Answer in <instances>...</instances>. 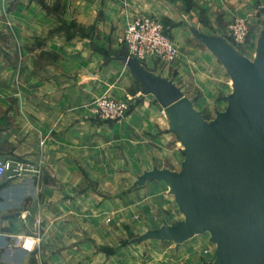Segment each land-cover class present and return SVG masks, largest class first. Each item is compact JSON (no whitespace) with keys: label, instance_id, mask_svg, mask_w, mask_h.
Segmentation results:
<instances>
[{"label":"crops","instance_id":"1","mask_svg":"<svg viewBox=\"0 0 264 264\" xmlns=\"http://www.w3.org/2000/svg\"><path fill=\"white\" fill-rule=\"evenodd\" d=\"M263 9L264 0H0V158L34 168L0 183V264H28L39 256L14 246L19 236L36 238V227L44 230L39 243L79 244L78 251L51 256L52 264L56 257L70 264L72 254H84L87 240L79 238L77 227H87L86 214L98 206L93 198L102 183L119 180L125 160L136 167L138 153L146 172L152 148L170 146L163 169L181 168L184 146L127 64L122 39L135 17L161 20L178 50L174 63L153 57L139 63L191 101L187 87L204 83L203 99L215 100L209 78H218L224 99L233 82L208 59L198 36L221 38L254 61ZM239 13L253 15L248 39L236 45L228 23ZM101 96L126 102L131 110L116 121L103 119L93 112Z\"/></svg>","mask_w":264,"mask_h":264},{"label":"water","instance_id":"2","mask_svg":"<svg viewBox=\"0 0 264 264\" xmlns=\"http://www.w3.org/2000/svg\"><path fill=\"white\" fill-rule=\"evenodd\" d=\"M198 38L233 82L226 109L216 111L209 123L172 81L127 58L145 94L154 95L164 108L185 152L179 172L155 167L136 182L169 185L185 219L148 231L138 241L180 245L209 232L217 258L203 264H264V30L254 61L221 38Z\"/></svg>","mask_w":264,"mask_h":264},{"label":"rangeland","instance_id":"3","mask_svg":"<svg viewBox=\"0 0 264 264\" xmlns=\"http://www.w3.org/2000/svg\"><path fill=\"white\" fill-rule=\"evenodd\" d=\"M256 7V9H259L258 6ZM256 12L258 17L261 16L259 10ZM252 15V13L245 15L239 13L234 15L228 23V30L230 24L235 19L242 18L248 25L250 34V17ZM263 17L264 15H262ZM258 35V37H261L262 32H258ZM122 42L125 44L123 39ZM202 48L204 50L206 49L203 45ZM205 52L208 54L210 61L225 71L221 62L209 50ZM177 58L178 50L176 58L173 61L164 62L171 64L176 62ZM208 59L206 61H209ZM217 79L213 76L209 78L210 83L214 81L215 91L216 93L218 92V94L212 95L217 97L215 100L203 99L206 94L203 91L205 83L201 87L195 84L190 85L187 87L188 91L185 92L187 95L194 97V100H192L193 107L201 113L203 120L207 123L216 118V111H224L227 106V101L223 98V93L219 91L220 82L216 81ZM230 88L233 90V83ZM148 96L158 105L161 114L166 116L164 108L159 104L156 97L154 95ZM130 110L131 107L129 105L128 112ZM163 148V150L160 148H152L150 151L152 164L147 167V169H150L148 171L153 170L155 167L163 169V167L168 166L169 161L167 159L171 155L169 151L171 148L170 146ZM138 155L140 157L139 153ZM138 155L136 167H133L130 162L125 160V163L120 167L119 180L114 179L110 182L107 181L108 183L103 182V191H97L98 196L93 199L95 200L94 202H98V206L96 208H89V212L86 214L87 227L84 228L82 225L81 231L77 227L79 238L81 237L82 240L86 238L87 240V248L85 249L82 246L83 249L81 252L85 250V253L79 255L80 252H78V257L72 254L73 258L70 264H203L205 262L216 261L217 244L211 241L209 232L197 234L182 242L180 245H177L173 241L152 239L143 242L138 241L148 231L160 228L165 224L175 225L177 222L185 219L175 203L174 195L170 192L169 185L156 180H149L145 184L136 185L138 178L144 173L142 172L144 169L139 165L138 161L140 160ZM121 156L123 159H126L125 152ZM134 171L135 174H133ZM179 171L180 169H177L176 172ZM23 177L24 175L20 178ZM99 187L98 185V189ZM89 199L91 200L92 198ZM37 229L38 234L37 236L34 235L37 239L34 249L25 251L30 253L37 251L39 252V256L35 255L33 257L35 260L30 259L28 264H52L51 256L54 254L63 253L69 248L78 251L79 244L76 243L63 245L60 242L51 246L39 243L40 234L43 236L44 230L39 227H36ZM59 236L61 240L62 237L66 238L65 234H61L60 231ZM19 237L25 238L24 236ZM72 238L74 242L79 240L73 236ZM62 263L64 262L60 261L59 257H56L54 260V264ZM66 264H69V262Z\"/></svg>","mask_w":264,"mask_h":264},{"label":"built area","instance_id":"4","mask_svg":"<svg viewBox=\"0 0 264 264\" xmlns=\"http://www.w3.org/2000/svg\"><path fill=\"white\" fill-rule=\"evenodd\" d=\"M229 33L236 45L246 42L249 28L244 19L237 18L229 26ZM123 41L128 50V58L144 61L150 57L166 62L176 58L177 48L166 33L164 24L158 18L145 15L137 16L124 32ZM93 112L106 120L116 121L127 115L129 105L126 102L101 96L94 102ZM34 168L27 161L0 158V183L6 178H20ZM37 239L18 237L14 246L23 250L34 249Z\"/></svg>","mask_w":264,"mask_h":264}]
</instances>
